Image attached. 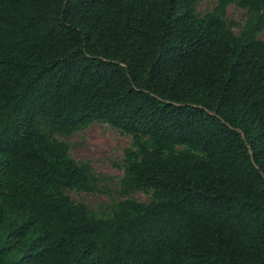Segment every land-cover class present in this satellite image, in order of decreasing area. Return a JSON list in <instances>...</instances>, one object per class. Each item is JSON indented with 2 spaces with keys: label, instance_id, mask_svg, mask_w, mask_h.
<instances>
[{
  "label": "trees",
  "instance_id": "1",
  "mask_svg": "<svg viewBox=\"0 0 264 264\" xmlns=\"http://www.w3.org/2000/svg\"><path fill=\"white\" fill-rule=\"evenodd\" d=\"M201 1L0 0V264H264V0ZM93 123L133 138L109 217Z\"/></svg>",
  "mask_w": 264,
  "mask_h": 264
},
{
  "label": "rangeland",
  "instance_id": "2",
  "mask_svg": "<svg viewBox=\"0 0 264 264\" xmlns=\"http://www.w3.org/2000/svg\"><path fill=\"white\" fill-rule=\"evenodd\" d=\"M201 15L213 13L232 26V31L239 35L250 18L247 9L239 6L238 0H202L198 6ZM264 40V30L258 35ZM62 140L70 145V154L78 162H89L94 171L106 178L101 190L95 193L72 191L71 198L87 205L96 217L112 215L119 201L126 197L119 194V181L123 176V169L119 166L125 158V152L133 148L132 136L123 133L108 124L93 123ZM152 193L139 192L129 199L148 204Z\"/></svg>",
  "mask_w": 264,
  "mask_h": 264
}]
</instances>
